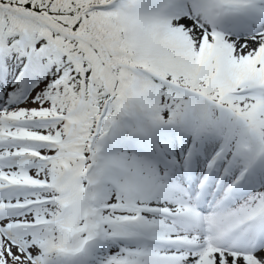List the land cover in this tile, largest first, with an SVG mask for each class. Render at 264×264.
<instances>
[{"label":"snow or ice","instance_id":"6c2138e0","mask_svg":"<svg viewBox=\"0 0 264 264\" xmlns=\"http://www.w3.org/2000/svg\"><path fill=\"white\" fill-rule=\"evenodd\" d=\"M0 264H264V0H0Z\"/></svg>","mask_w":264,"mask_h":264}]
</instances>
